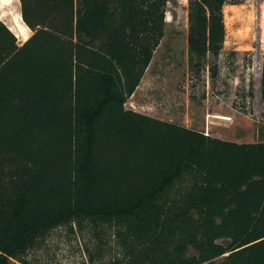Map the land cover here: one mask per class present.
I'll return each instance as SVG.
<instances>
[{"label":"trees","instance_id":"trees-1","mask_svg":"<svg viewBox=\"0 0 264 264\" xmlns=\"http://www.w3.org/2000/svg\"><path fill=\"white\" fill-rule=\"evenodd\" d=\"M169 1L20 0L24 43L0 19V264L86 221L118 228L126 264H264V142L126 108ZM245 1H188L191 64L220 56ZM260 85L264 102V55Z\"/></svg>","mask_w":264,"mask_h":264},{"label":"rangeland","instance_id":"rangeland-1","mask_svg":"<svg viewBox=\"0 0 264 264\" xmlns=\"http://www.w3.org/2000/svg\"><path fill=\"white\" fill-rule=\"evenodd\" d=\"M188 1L168 2L165 36L126 108L227 141L264 142L260 85L264 2L246 0L224 7L223 51L218 58L209 57L205 68L199 69L189 60ZM18 10L21 12L20 0L0 8V19L15 28ZM213 64L217 66L214 74ZM119 234L115 226L88 221L81 226H62L49 232L27 260L29 264H126L129 251ZM11 264L22 263L14 260Z\"/></svg>","mask_w":264,"mask_h":264},{"label":"bare ground","instance_id":"bare-ground-1","mask_svg":"<svg viewBox=\"0 0 264 264\" xmlns=\"http://www.w3.org/2000/svg\"><path fill=\"white\" fill-rule=\"evenodd\" d=\"M16 0H0V8L5 9L7 6L13 5ZM15 8V7H14ZM10 14L12 12L10 11ZM13 16V15H12ZM262 19H264V14H262ZM263 23V22H262ZM14 25L15 28H12V31L19 37V40L26 41L28 40L31 35L29 34L30 29L25 25L22 19L21 12H17V14L14 17ZM262 34H261V43H264V25H261Z\"/></svg>","mask_w":264,"mask_h":264},{"label":"water","instance_id":"water-1","mask_svg":"<svg viewBox=\"0 0 264 264\" xmlns=\"http://www.w3.org/2000/svg\"><path fill=\"white\" fill-rule=\"evenodd\" d=\"M10 29H11V27H10ZM12 30V29H11ZM17 36V35H16ZM18 37V36H17ZM19 38V37H18ZM25 41H22V43H24Z\"/></svg>","mask_w":264,"mask_h":264},{"label":"crops","instance_id":"crops-1","mask_svg":"<svg viewBox=\"0 0 264 264\" xmlns=\"http://www.w3.org/2000/svg\"><path fill=\"white\" fill-rule=\"evenodd\" d=\"M139 112V111H138Z\"/></svg>","mask_w":264,"mask_h":264}]
</instances>
